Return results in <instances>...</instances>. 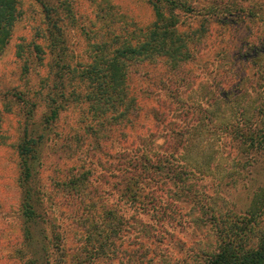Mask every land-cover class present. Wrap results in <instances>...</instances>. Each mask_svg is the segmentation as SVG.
Returning <instances> with one entry per match:
<instances>
[{
    "label": "trees",
    "instance_id": "1",
    "mask_svg": "<svg viewBox=\"0 0 264 264\" xmlns=\"http://www.w3.org/2000/svg\"><path fill=\"white\" fill-rule=\"evenodd\" d=\"M34 1L41 7L44 19L42 33L51 47L48 64L52 62V86L47 93L43 122L48 124L62 111L78 107L83 116L89 115L91 124L85 117L79 121L83 131L89 129L85 135L78 134L81 144L77 147L80 153L83 152L81 161L85 166L71 167L70 172H74L55 181L62 186L58 194L61 193L62 202L68 208L64 209L65 213L61 209L54 216L50 213L51 221L44 217L49 211L43 207L39 209L41 201L33 185L34 175L38 173L37 155L44 135L41 131H21L16 144V180L20 190L18 215L22 218L21 239L30 264H90L99 259L117 258L128 220L155 228L156 236L164 239L169 235L168 226L173 223L169 208L173 200L189 204V208L195 211L194 221L209 225L212 231L215 229L213 245L201 253L200 264H264V225L258 226L254 220L261 207L258 208L257 194H251L250 203L243 213L236 214L229 209L221 212L209 201L212 195L205 191L199 193L196 187L198 178L214 175L212 169L206 171L201 168L197 160L184 156L183 151V142L187 141L188 135L215 129L224 131V139H234L238 153L262 157L264 167V35L260 42L254 40L264 33V0H145L153 16L146 24H136L135 21L133 24L106 3L101 6L99 15L87 20L88 25H82L89 26V29L81 30L88 40L89 51L83 60H75L73 65L66 63L64 48L59 47L63 42L60 38L61 17L59 13L57 15L59 7L65 8L67 18L74 19L68 0ZM15 2L0 0V54L16 17ZM96 19L97 26L94 23ZM257 19L263 23L260 31L253 33ZM236 20L247 27L235 53L242 56L238 61L241 67L227 71L229 80H205L220 98L215 94L210 97L203 90L186 106L194 119L191 122L186 120L179 129L167 127L169 131H166L159 149L152 153L142 149H121L115 175L102 168L93 176V169L88 166L92 163L86 160L84 140L93 139L98 147L99 139H107L110 131L132 125L137 115V100L128 84L129 66L147 63L158 67L161 74L156 75V82L159 87L164 86L168 96L177 102L178 88H186L193 83L190 67L213 65L216 71L221 61L228 62L225 61L226 52L233 46L232 32L235 33ZM33 48L40 51L37 44ZM247 67L251 70L250 77H256V85H243ZM238 71L242 72L238 74ZM249 89L260 98L251 106L242 102L245 96L248 97ZM14 95L17 97V93ZM215 104L217 108L222 107L220 117L214 114ZM68 139L70 142L64 135L61 137L62 148H72L71 137ZM97 174L103 176V179L100 177L102 187L95 181ZM108 195L114 196L115 202H106ZM121 208L133 210L135 218H132L134 214L124 216L119 211ZM144 215L148 216L147 220L142 219ZM58 216L62 217V223L76 227L75 232L71 231L76 245L69 248V253L63 249L60 231L54 228H60L55 223ZM38 223H44L47 238L39 234L38 240L34 230ZM119 251L121 254L122 249ZM39 252L45 258L36 259L34 254Z\"/></svg>",
    "mask_w": 264,
    "mask_h": 264
},
{
    "label": "rangeland",
    "instance_id": "2",
    "mask_svg": "<svg viewBox=\"0 0 264 264\" xmlns=\"http://www.w3.org/2000/svg\"><path fill=\"white\" fill-rule=\"evenodd\" d=\"M68 2L74 21L65 16V8L62 6L57 11V15L59 13L61 17L60 38L63 40L59 47L64 48L65 61L68 65H73L75 60H83L85 53H88V40L86 36L83 37L81 30H87L89 26L82 27V25H88L87 20H93L95 15H99V10L104 4L112 5L117 13L124 14L125 19L133 24L134 21L136 24L149 23L153 17L145 0H68ZM15 11L16 17L10 35L0 54V264H30L29 254L21 239L22 218L18 215L20 190L16 180L18 175L16 144L21 131H34V133L41 131L44 135L39 146L40 152L37 155L38 173L34 175L33 185L40 197L38 198L41 201L39 209L43 207L45 211H49L44 214V217L46 219L49 217L51 221L52 215L58 214L59 209L65 213L64 209L68 208L62 202L61 193L58 194L62 186L55 181L63 178L65 174L74 172H70L71 167L85 166V162L81 161L83 152L80 153V148L77 147L81 144L78 134L85 135L89 129L83 131L79 121L85 117L87 123L91 124L89 115L83 116L78 107L62 111L59 117L48 124L43 122L45 103H48L47 93L52 86L50 75L52 62L48 64L51 47L42 33L43 14L41 7L34 0H16ZM235 22V33L232 32L234 34L232 44L235 48L231 45L232 49L226 52L225 61L228 62L221 61L216 71L213 65L203 68L190 67V72L194 77L193 83L186 88H178L177 102L168 96L164 86L159 87V83L156 82V75L161 74L158 67H152L147 63H135L129 66L128 84L132 87L133 95L137 100V115L132 125L110 131L111 134L107 139L104 137L99 139L98 147L93 143V139L84 140L86 160L92 163L88 166L91 170L93 169V176L102 168L106 172L111 170L115 175L121 149L127 151L142 149L148 153L159 149L166 136V131L167 133L169 131L167 127L179 129L186 120L191 122L194 119L192 114H188L186 106L193 97L200 96L203 90L210 94V97L215 94L218 99L220 98L216 95L218 93L211 90L206 81L229 80L227 71L230 68L241 67L238 61L242 59V56L240 53H235L236 47L242 43L247 27L243 22L237 20ZM261 22L262 20L257 19L254 23L253 33L260 31L263 23ZM94 23L96 26L99 25L97 19ZM263 35L264 33L259 34L254 40L260 42ZM34 44L39 45L40 51L34 50ZM250 71L247 67L242 81L246 87L256 85V77L251 78ZM241 72L238 71V74ZM249 91L248 97L245 96L242 102L251 106L259 102L260 98L250 89ZM219 93L222 95L221 92ZM235 102L238 101L235 100ZM235 102L233 101L232 104L234 105ZM214 106V114L220 117L223 114L222 107L217 108L216 104ZM28 109L29 113H27ZM63 135L67 142H70L68 137H71V149L66 147L64 149L60 146ZM224 135V131H215V129L214 131H199L188 135L187 141L183 142L184 156L197 160L198 166L205 168L206 171L210 168L214 173L213 176L204 175L198 178L197 191L211 194L212 198L209 201L221 212L229 209L236 214L243 213L247 209L252 193L257 194L258 208L260 205L261 207L259 215H255L254 220L258 226H262L264 225L262 157L238 153L234 146V139L229 140L228 137L224 139ZM73 150L75 154H72ZM100 177L103 179V176L97 174L95 181L98 186L102 187ZM106 202H115L114 196L108 195ZM174 202L175 200L169 206L170 220L173 223L172 226L167 224L170 231L164 239L156 236L155 228L138 222L133 224L132 220H128L127 229L120 239L121 245L116 255L117 258L113 256L108 260L99 259L90 264H200L202 262L201 253L213 245L215 229L213 228L212 231L209 225L194 221L195 211L190 209L186 202ZM116 205L120 204L116 203ZM121 209L119 211L124 216L129 217L134 214L131 209ZM135 215L132 218H135ZM58 219L55 223L60 228L56 226L54 228L60 231L63 249L69 253V248L76 245L73 242L74 238L71 237V231L75 232L76 227L73 224L62 223V217L58 216ZM142 219L147 220L148 216L144 215ZM34 230L37 231L38 240L39 234L47 238L44 223H38ZM120 249H122L121 254ZM41 256L45 258L43 253L34 254V257L39 260Z\"/></svg>",
    "mask_w": 264,
    "mask_h": 264
}]
</instances>
